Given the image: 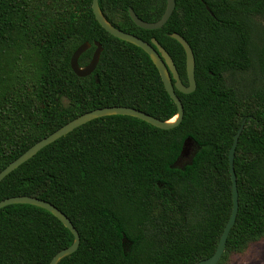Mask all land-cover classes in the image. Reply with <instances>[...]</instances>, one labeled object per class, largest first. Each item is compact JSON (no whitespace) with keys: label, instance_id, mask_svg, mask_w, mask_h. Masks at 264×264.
<instances>
[{"label":"trees","instance_id":"16d2710c","mask_svg":"<svg viewBox=\"0 0 264 264\" xmlns=\"http://www.w3.org/2000/svg\"><path fill=\"white\" fill-rule=\"evenodd\" d=\"M93 0H0V172L79 116L131 107L162 121L178 114L151 58L108 33ZM118 29L171 55L188 86L184 37L196 61L197 89L176 91L182 123L162 130L138 118L95 119L42 149L0 183V202L47 201L72 221L80 246L59 264H197L212 257L233 211L229 153L236 149L239 212L218 264L264 240V0H100ZM209 8L210 11L207 9ZM99 43L95 72L78 77ZM252 117V118H251ZM74 235L49 211L0 209V264H50Z\"/></svg>","mask_w":264,"mask_h":264},{"label":"water","instance_id":"95a60500","mask_svg":"<svg viewBox=\"0 0 264 264\" xmlns=\"http://www.w3.org/2000/svg\"><path fill=\"white\" fill-rule=\"evenodd\" d=\"M175 8H176V0H167V7L163 17L159 21L154 23H149L139 18V16L135 13V11L132 8L130 9V15L132 20L135 22V24L138 27L146 30H158L166 25V23L171 18L173 12L175 11ZM92 9L97 21L108 33H110L112 36L116 37L117 39H120L122 41L131 43L139 47L151 58V60L153 61L154 65L156 66V68L160 73V76L162 78L167 93L178 107L177 116L170 121H162L143 111L125 106H113V107H105V108L93 110L91 112L79 116L78 118L74 119L73 121L61 127L59 130H57L50 136L42 139L41 141L33 145L23 155H21L15 161L9 164L3 171L0 172V183L8 175H10L20 166L28 162L35 155H37L42 149L56 142L60 138L66 136L67 134L71 133L75 129L95 119L108 117V116H115V115L130 116L145 121L148 124L162 130H169L176 128L182 123L184 118V106L182 104L181 99L178 97L176 91H179L183 94H191L197 89V81L195 76V68H196L195 55L192 47L187 42V40L177 33L172 34V38L176 39L184 47V50L186 52V67H187V75L189 79L188 86H186L182 82L178 70L176 68V65L174 63V60L169 54V52L156 39H153L151 43H148L135 35L125 33L124 31L115 27L107 20V18L103 14L100 7V0H93ZM207 9L210 11L209 8ZM95 45L97 49L95 50L90 63L85 67L80 66L79 60L80 57L85 52L91 49L92 45L90 43L87 42L81 45L72 56L71 67L74 73L78 77L86 78L91 76L95 72L98 63L100 61L101 53L103 51L99 43H96ZM246 121L247 119L243 120L241 127L239 128L237 134L235 135L234 143L229 153L230 171L233 181V211L231 217L221 235L219 245L215 254L212 257L203 260L197 264H218L220 262L225 252L230 232L236 223L239 212V194L237 187V176L234 168V161H235L236 149L239 143L240 136L245 128ZM15 204L33 205L49 211L56 218H58L63 223V225L67 229H69L71 233L74 235V243L69 248L60 251L52 259L50 264H59L61 260L71 256L78 250L81 241L80 234L73 225L72 221L67 217V215H65L56 206H54L53 204L47 201L35 197L19 196V197L8 198L1 201L0 209Z\"/></svg>","mask_w":264,"mask_h":264},{"label":"rangeland","instance_id":"374dc122","mask_svg":"<svg viewBox=\"0 0 264 264\" xmlns=\"http://www.w3.org/2000/svg\"><path fill=\"white\" fill-rule=\"evenodd\" d=\"M230 264H264V240L252 244L244 253L234 255Z\"/></svg>","mask_w":264,"mask_h":264}]
</instances>
